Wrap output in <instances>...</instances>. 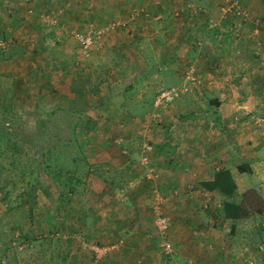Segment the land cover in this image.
<instances>
[{"label": "rangeland", "instance_id": "rangeland-1", "mask_svg": "<svg viewBox=\"0 0 264 264\" xmlns=\"http://www.w3.org/2000/svg\"><path fill=\"white\" fill-rule=\"evenodd\" d=\"M239 1L223 28L200 8L204 0H0V184L9 191L0 192V257L15 247L6 264H264V218L218 212L222 200L264 202V115L245 106L231 117L234 139L223 144L237 185L232 195L194 188L192 164L182 163L206 145L199 136L227 135L206 109L216 91L239 84L240 71L234 64L228 74V55L216 51L227 36L229 55L239 60L234 43L255 0ZM231 3L225 12H235ZM27 14H43L37 26L48 32L32 41L16 34ZM251 18L257 55L246 57L262 63L264 14ZM66 44L73 47L62 51ZM137 75L145 81L123 99L121 88ZM71 96L72 110L54 108ZM134 111L147 115L128 122ZM89 116L95 125H85ZM117 123H131L132 133ZM157 153L183 179L159 177ZM67 176L77 179L62 185Z\"/></svg>", "mask_w": 264, "mask_h": 264}, {"label": "crops", "instance_id": "crops-1", "mask_svg": "<svg viewBox=\"0 0 264 264\" xmlns=\"http://www.w3.org/2000/svg\"><path fill=\"white\" fill-rule=\"evenodd\" d=\"M230 1L232 2L233 0H225L220 5L219 4V2H221L220 0L219 1L218 0H204L205 5L202 4L200 8H203V10L205 12H208V15L210 14L211 18L218 20V22H221L223 28H225L224 23L228 22V20L230 18L231 19L233 18L231 16H228V18L226 19V15L224 16V14L226 12L223 10V6L228 5ZM40 4H42V3H37V5H40ZM248 8H249V13H250L251 17H256L257 14H264V0H255V4L251 7H249V5H248ZM32 9H35V8L33 7ZM210 16H208V17H210ZM41 17H43V14H38V15H28L27 14L24 18H21V17L18 18L17 20H20L22 23L19 22V28H17L18 30H17L16 34L24 32L25 33L24 36L27 39H29L30 41H32V40H36L34 38V36L36 37L37 35H44L45 33H47L48 30H47V28H44L45 24H43V22H41V26H42V29L44 30V32L36 33L38 30V27H39V29L41 28V26H39V25L37 26V21L40 20ZM251 17H250L249 23H246L243 25L241 39H239L237 42L234 43L235 45H237V47H236L237 51L239 50V53H241L240 56L235 57V59H239V60L233 61L231 59L233 56H230L229 54L232 53L230 51V49H232V43H230V41H226V40H229V38H227V36H224V39H226V40L223 39L224 40L223 45L220 46L218 49H216V51L217 50L220 52L223 51V53H226L225 56L228 55V57H229V59L226 62L228 74L230 73L229 69H233L232 65H234V64H235L236 68L238 69V71H240V77L237 80V82L239 83V84H237L238 87L235 86L234 89H232V91H231L232 85H230L228 87L230 90L228 89V91L224 90L222 92L216 91L215 95H213V97H212V98H216L217 103H218V107H217L218 120H216L217 122H219L218 131L219 132L223 131L227 135H226V137H221V138L219 136H217L214 140H210L208 136L207 137L199 136L201 141L203 143H206V145L204 146L202 151L198 150V153L196 152L197 155L194 156L193 160L191 159L190 161H188V159H186L185 161L182 162L183 168L192 164V168L194 169V171L192 172V174H193L192 180L194 181L193 187L198 188V190H200L201 192H207V191L205 189L201 188L199 183L202 181L211 180L213 178L214 173L218 169H222V168L227 169V166L229 164V158L230 159L232 158L231 155H229V151H227V149L223 143H226L227 141L234 139V138L230 137L231 132H229V129H228L229 122L232 119L231 117H232V115H234V112L239 111L240 113H243V108H245V106H246V108L248 107V109L250 111L256 110L258 112V114L264 115V67H263L264 62L261 63V61L258 60L259 61V63H258V61H255V60L250 58V60L252 61L251 62V61H248V59L246 57V53L256 54L255 49H253L255 47L254 40H255V37L257 36L255 34L259 31L257 29V32H256V30H255L256 28H253L252 31H250L248 24H252L253 20ZM229 24H230V22H229ZM27 25H29V27H27ZM261 28H262V30L259 34V37L262 38L263 42L259 46L258 50L260 52L259 53L260 57L264 58V24H262ZM191 29L193 30L194 28L192 27ZM31 30L33 31V34H28L27 32L31 33ZM193 31L197 32L196 29H194ZM49 33H51V32H49ZM35 34H37V35H35ZM31 44H34V43H31ZM227 44H229V45H227ZM70 47H73V45L70 46L69 44H66L65 47L60 48V49L63 51L64 49H67ZM221 47H223V48H221ZM223 59H224V56L222 55V60L220 63L224 62ZM230 61L233 62V64L232 63L230 64ZM106 72H103V75H105ZM228 74L224 75L223 78H221V80H220L222 83H225V85L230 83L229 79L232 78L231 74L230 75H228ZM143 81H145V80H142V82ZM111 82H112V78L105 76V77H103L101 84H105L107 89H109ZM118 84L120 85V83H118ZM128 84H130V83H128ZM127 87H128V85H126L124 88H121L123 90V94L121 96L123 97V99L129 101V96H131V95H129L130 93H129V91H128L129 89ZM47 93H49V91H47ZM237 99H239L238 100L239 102H237ZM230 101H233V103L229 104ZM55 102H56L55 103L56 107H54L55 109L59 108V106H63L64 108L71 109V110L74 108L73 107L74 102L72 100V96H71V100L66 97L65 100L56 99ZM121 103L124 107L126 106L125 102H121ZM116 105H117V103H116ZM259 107L261 108V111L258 110ZM76 109L78 110L77 111L78 114L82 113V116H83L84 112H83L82 108L78 107ZM117 110H119V108H117ZM119 112H121V111H119ZM134 112H135V115L131 116L132 120H130L128 122H131L133 120L135 122H137V120L140 117L144 118V115H147V114L142 113V112H146L145 110H143L142 112H139V111H134ZM125 114L127 115L128 113L125 112ZM120 116H121V113L119 114V117H116L115 119L117 120L118 118L122 117V116L121 117ZM134 121H133V123H134ZM85 123H86L85 125H88V126L95 125V121L90 116L87 118ZM194 123H195V120L193 119L192 124H194ZM117 124H118V126H117ZM117 124L115 126L118 127V130L125 129L127 131H129V126L131 125V123L125 124V125L119 124V123H117ZM124 126H128V127H124ZM136 128H137V126H136ZM233 129L235 130V133H238L239 129L237 127H233ZM142 130H145V129L142 128ZM130 133H132V132H130ZM235 133H234V137L237 140V136L239 134L237 136H235ZM176 139L183 140L184 139L183 133H181L179 138H176ZM220 141H222V142H220ZM222 144H223V146H222ZM75 145H76V143H75ZM200 146H198V147H200ZM181 152H183V150H181ZM199 152H202V153H199ZM154 159H155L156 163H159V164H157L159 166V168H157L158 172L160 173L159 177L169 178V179H171V181H173V179H174L176 183H177V181L180 180V178H182V177L178 178L179 172H177V168H175L173 171L170 166L167 167V165H168V164H166L167 162L165 163L163 160L159 159L158 153L156 154V156H154ZM175 166H177V165L175 164ZM183 168L181 166V168H178V169L181 170ZM175 177H177V178H175ZM135 191L137 192V194L139 196H142L141 194H139V193L143 192L142 190L136 189ZM123 192H127V190H125ZM180 193H181V195H184L183 192H180ZM182 212H183V210H181V209H180V211H178V218L179 219L182 218ZM185 221L186 220L184 219V223H185Z\"/></svg>", "mask_w": 264, "mask_h": 264}, {"label": "trees", "instance_id": "trees-1", "mask_svg": "<svg viewBox=\"0 0 264 264\" xmlns=\"http://www.w3.org/2000/svg\"><path fill=\"white\" fill-rule=\"evenodd\" d=\"M236 2L238 3L239 6H241V2L239 0H236ZM227 15L230 16L232 15V17L235 16L234 12L231 11H227L224 16ZM208 21H209V17H207L206 20V27H210L208 25ZM194 29H197L196 27H193ZM193 29V30H194ZM215 32H220V30H218V26L215 27ZM207 34L211 35V31L207 32ZM224 39V38H223ZM264 66V64H263ZM107 67H104V71H106ZM102 80V79H101ZM141 80H143V75H137L135 77V80L133 83L128 84V89L130 90L131 88H133L135 83L140 82ZM126 104V103H125ZM208 107L206 109V111L208 112V115L212 118V121H216L218 120V116H217V107H218V103H217V99L216 98H209L208 99ZM54 112V111H53ZM49 113V115H54L55 112L53 113ZM48 116V115H47ZM45 122H49V119L46 118ZM64 143V142H63ZM70 143V142H69ZM69 143L66 144V142L63 144L64 147H68ZM43 156V154L41 155ZM47 163L46 165L43 166L44 169L47 170ZM2 178V175L0 174V180ZM76 180L77 177H71V176H67V179L64 181H62V185H68L72 183V181ZM200 187L208 190V191H216L218 193H220L221 195L224 196H229L232 195L236 189H237V185L236 182L234 181L233 176L231 175L230 171L228 169L222 168V169H218L214 175L213 178L211 180L208 181H202L199 183ZM8 184H0V192H3L4 196H7V194L9 193V191H3L4 188H6ZM27 195L29 197V191H27ZM262 201V200H261ZM22 206V204H19L17 207L14 208H20ZM9 210V209H8ZM13 210V208H12ZM220 215L222 216L223 219H232V220H239L242 218L247 217L250 213H254V214H258L261 217L264 218V202H261L260 206H249L245 203L244 198H242V200L238 203V202H232V201H227V200H222L221 202V206L219 211ZM15 249L14 246H7L5 247L4 251L2 252V256L0 257V264H6V261L4 260L5 258L7 259L8 255H7V250L9 249Z\"/></svg>", "mask_w": 264, "mask_h": 264}, {"label": "built area", "instance_id": "built-area-1", "mask_svg": "<svg viewBox=\"0 0 264 264\" xmlns=\"http://www.w3.org/2000/svg\"><path fill=\"white\" fill-rule=\"evenodd\" d=\"M232 3H234V5L232 6V8H233V10H235L234 13H236L239 10L238 9V6H237L238 3L236 2V0H233ZM236 7H237V10H236ZM90 42L91 41H89V38L88 37L85 38V39H83V46L86 47ZM162 96H165V95L162 94ZM159 222L162 223L163 227H166V224H165V222H164V220L162 218H160V221ZM168 247H169V244L166 245V248H168Z\"/></svg>", "mask_w": 264, "mask_h": 264}]
</instances>
